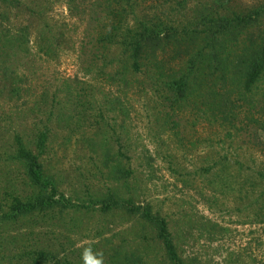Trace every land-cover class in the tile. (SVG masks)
<instances>
[{
	"label": "rangeland",
	"instance_id": "rangeland-1",
	"mask_svg": "<svg viewBox=\"0 0 264 264\" xmlns=\"http://www.w3.org/2000/svg\"><path fill=\"white\" fill-rule=\"evenodd\" d=\"M213 1L185 0L172 25L191 26ZM214 2L226 14L264 0ZM46 6L39 21L64 29L55 55L41 53L34 42L37 20L29 29L27 58L14 44L0 49V214L10 198L6 193L22 195L28 185L10 157L15 135L37 155L69 206L0 220V264H173L138 213L102 209L99 200L108 194L164 219L183 264H264V215L252 201L260 187L241 195L226 186V172L237 179L240 167L255 171L263 161V152L245 140L248 131L264 134V80L251 105L226 107L225 122L198 93L170 108L162 80L170 69L178 71L179 59L164 57L161 80L143 78L127 87L84 73L77 51L81 24L62 2L48 0ZM10 7L0 33L5 23L10 31L24 23V13ZM37 131L45 133L41 148ZM226 159L240 167L226 171ZM114 167L128 173L118 177Z\"/></svg>",
	"mask_w": 264,
	"mask_h": 264
},
{
	"label": "trees",
	"instance_id": "trees-1",
	"mask_svg": "<svg viewBox=\"0 0 264 264\" xmlns=\"http://www.w3.org/2000/svg\"><path fill=\"white\" fill-rule=\"evenodd\" d=\"M58 1L64 4L69 16L81 24L82 35L77 51L84 73L94 71L97 77L127 87L132 81L139 84L143 78L161 80L166 69L161 65L164 57L167 55V60L179 59V63L174 64L178 66V71L170 69L167 79L162 80L167 81L165 89L171 93L170 108L198 93L203 99L202 103H207V108L225 122L226 107L231 110L235 102L247 107L251 105L257 84L264 80V3L246 12L227 11L222 14L218 10L220 5L214 0L213 7L197 10V18L191 26L189 23L177 28L172 25V18L185 0ZM1 2L5 6L0 11V21L9 22L12 11L9 9L13 5L24 13V23L13 31L4 24L0 33V49L4 45L8 47L14 44V49L27 58L29 29L36 20L40 25L33 36L41 53L50 56L61 49L63 26H58L61 27L60 31L39 21L41 15L45 14L48 0ZM4 57L8 58L6 52ZM97 61L99 64H96ZM104 66L113 68L106 71ZM231 93L235 95L234 99H230ZM255 133L248 131L245 141L251 139L258 150L263 152V161L259 160L255 171H245L238 162L230 164L226 159V171L234 169L236 164L240 167L237 179H233L232 173L226 172V186H234L242 195V189L247 192L259 185L252 201L257 204L258 213L264 215V134ZM33 135L37 146L41 148L45 133L37 131ZM10 157L21 166L28 185L22 195L14 191L6 193L10 198L6 210L1 211L0 220L13 221L21 215L43 212L52 206H69L67 200L57 193L52 178L44 173L37 155L16 135ZM113 172L118 177L128 173L117 167L113 168ZM214 177L219 182L224 179L221 174H214ZM120 199L114 194H108L99 203L104 210L118 207L138 213L153 226L169 261L183 264L175 252L164 219L150 214L147 208L132 205L130 200Z\"/></svg>",
	"mask_w": 264,
	"mask_h": 264
}]
</instances>
